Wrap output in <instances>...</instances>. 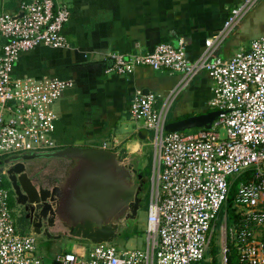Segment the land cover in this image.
Returning <instances> with one entry per match:
<instances>
[{
  "label": "built area",
  "instance_id": "2783aa9c",
  "mask_svg": "<svg viewBox=\"0 0 264 264\" xmlns=\"http://www.w3.org/2000/svg\"><path fill=\"white\" fill-rule=\"evenodd\" d=\"M255 2L241 0L230 8L221 28L192 59L185 55L182 38L176 46L161 42L146 53L108 54L106 72L127 74L148 66L179 74L164 94L135 89L128 106L136 127L152 132L145 245L127 249L93 243L86 253H55L50 264H192L203 257L222 207L219 229H227L231 187L226 239L237 264H264V35L228 57L217 54ZM19 9L16 18L11 16L17 12L0 13V158L59 147L53 104L72 85L12 73L21 51L37 45L68 47L62 34L70 13L67 1L23 0ZM202 72L212 82L207 106L218 114L208 128L165 131L170 103ZM34 247L33 235L15 227L0 181V264H45Z\"/></svg>",
  "mask_w": 264,
  "mask_h": 264
},
{
  "label": "crops",
  "instance_id": "0c3cea01",
  "mask_svg": "<svg viewBox=\"0 0 264 264\" xmlns=\"http://www.w3.org/2000/svg\"><path fill=\"white\" fill-rule=\"evenodd\" d=\"M21 1L0 0V13L17 12ZM66 1L70 13L62 34L68 47L37 45L21 51L12 73L72 82L53 104V134L59 146L104 144L105 148H120L123 155H131L141 152L145 139V135L143 139L138 137L143 129L136 127L128 116L132 93L146 88L148 92L164 94L173 87L178 75L148 66H136L127 74L106 72L108 54L146 53L161 42L176 46L177 39L182 38L185 55L192 59L203 47V41L221 28L229 9L241 0ZM239 38L253 39L244 34ZM234 42L227 37L217 54L223 58L230 56L241 47ZM201 74L198 76L203 83L194 87V98L205 90L208 77ZM207 90L209 99L210 84ZM196 114L199 113L191 116ZM186 116L174 113L172 121Z\"/></svg>",
  "mask_w": 264,
  "mask_h": 264
},
{
  "label": "water",
  "instance_id": "95a60500",
  "mask_svg": "<svg viewBox=\"0 0 264 264\" xmlns=\"http://www.w3.org/2000/svg\"><path fill=\"white\" fill-rule=\"evenodd\" d=\"M21 15L19 9L11 17ZM143 93L148 92L146 88ZM217 111L165 123L164 130L183 131L191 128H208ZM144 138L143 130L138 132ZM139 155H123L120 148L64 145L43 152H24L6 157L14 163L13 171L20 172L23 163L33 158L49 160L31 183L25 172L19 175L27 201L35 209L38 221H32L30 234L44 232L45 236L109 243L136 216L139 188L134 181L139 168ZM17 165V166H16ZM140 176V174H138ZM41 227V228H40ZM57 264V263H54Z\"/></svg>",
  "mask_w": 264,
  "mask_h": 264
},
{
  "label": "rangeland",
  "instance_id": "374dc122",
  "mask_svg": "<svg viewBox=\"0 0 264 264\" xmlns=\"http://www.w3.org/2000/svg\"><path fill=\"white\" fill-rule=\"evenodd\" d=\"M243 34L249 38H255L260 35H264V0H256L250 10L232 29L231 33L227 37L229 39L235 40L234 43H236V45L246 47L250 40H240L239 36H242ZM239 48H237L236 50H238ZM201 75H197L196 77H194L192 81L188 84V86L181 89L179 93L175 96V98L172 100L167 110L166 123L172 121V119L174 118V113H176V115L179 117H183L186 115V117H188L191 116V113L210 111L206 102L208 99L207 87L209 86V84L211 85L212 83L209 78H207V80L205 81V90L199 92V94L195 98L193 96L194 87L203 83L201 82ZM195 129L196 128L186 129L183 130V133H192L195 131ZM218 131L222 133L220 128H218ZM143 132L145 134V139L138 158L140 165L138 170L144 176V190L141 194V200L138 210L136 211L135 218L127 220L126 226L123 227V229L115 239L109 242L118 248L140 249L143 248L145 245V202H147L148 200V179L151 174L152 132L144 129ZM231 204L232 202L230 203V205ZM221 211L222 212L217 215L219 218L223 213V207ZM220 224L221 221L218 227L216 229L214 228L212 232L211 239L213 242L211 246H216L217 248V252L215 255L217 264H224V253L226 249V242L228 240V238L226 239V234L228 236V233L226 232H228V229L230 228V221L227 218V229H225V232L224 230L220 231ZM91 246V242L80 241L68 238L63 235H60V237L58 238H48V236L42 237L36 235L34 253L36 255H39L45 264H50L52 261V257L55 253L77 251L80 253H86V251H88ZM206 260H210L209 254L206 256Z\"/></svg>",
  "mask_w": 264,
  "mask_h": 264
},
{
  "label": "flooded vegetation",
  "instance_id": "af4514ba",
  "mask_svg": "<svg viewBox=\"0 0 264 264\" xmlns=\"http://www.w3.org/2000/svg\"><path fill=\"white\" fill-rule=\"evenodd\" d=\"M51 162L49 160H44L42 158H33L29 160L27 163H23V169L20 172L15 173L13 171L14 163H10V161H6V157L0 158V181L1 185L6 191L8 208L10 210V214L12 216L13 222L17 230L22 233L30 232V225L32 221H38L36 217L35 209H30L31 206L25 200L23 201V197L25 196L24 189L22 188L19 175L21 172H25V176L29 178V181L35 180L33 186L37 182L36 175H39V172L44 168L51 166ZM17 166V165H16ZM140 174V176H138ZM134 181L137 184L139 190L137 191V198L139 199V204L141 200V194L144 190V176L139 172L138 169L135 170ZM41 228V227H40ZM38 236L45 237L44 232H40V234H36ZM36 235H34V245L36 240ZM53 236H50L52 238ZM49 238V236H48Z\"/></svg>",
  "mask_w": 264,
  "mask_h": 264
},
{
  "label": "trees",
  "instance_id": "16d2710c",
  "mask_svg": "<svg viewBox=\"0 0 264 264\" xmlns=\"http://www.w3.org/2000/svg\"><path fill=\"white\" fill-rule=\"evenodd\" d=\"M233 192H234V188L231 187L229 194H228V197L226 199V204H225L227 211H229L228 215H226V221L228 218L230 221V224H231V218H232V216H231L232 214L230 213L231 212L230 211V203H231ZM146 203L147 202H145V207H146ZM221 210L219 213L222 212ZM219 223H220V218H219L218 222L215 224L216 225L215 229L218 227ZM212 242L213 241L210 237L209 243L207 245L205 253L203 254V257L200 260L193 262L192 264H217L216 256H215L216 252H217V248H216V246H211ZM208 254L210 255V260H206V256ZM224 256H225V264H237L234 249L231 247V245L228 241L226 242V249H225Z\"/></svg>",
  "mask_w": 264,
  "mask_h": 264
}]
</instances>
